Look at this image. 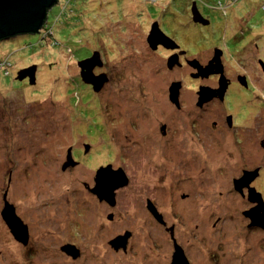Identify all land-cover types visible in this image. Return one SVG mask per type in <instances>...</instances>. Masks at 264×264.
Instances as JSON below:
<instances>
[{
  "label": "rangeland",
  "instance_id": "374dc122",
  "mask_svg": "<svg viewBox=\"0 0 264 264\" xmlns=\"http://www.w3.org/2000/svg\"><path fill=\"white\" fill-rule=\"evenodd\" d=\"M64 1L47 12L54 30L50 35L44 25L42 35L47 41L41 42L39 33L0 40V67L4 68L2 61L11 63L3 73L0 70V264H168L169 235L155 227L142 204L143 198L151 197L156 149L150 148L151 143L140 146L137 136L146 126L152 129L150 112H177L168 104L171 80L185 83L182 98L187 104L196 101L190 91L197 85L188 79L194 71L189 65L168 70L170 58L177 62L171 50L178 46L171 43L167 45L171 50H163L160 32L188 34L182 41L189 43L198 26L185 10L186 4L190 8L196 1L212 19L201 15L209 21L202 26L204 34L212 36L210 42L202 41L197 47L191 42L188 47L195 45L194 52L206 60L213 53L214 40L234 38V50L227 53L229 75L247 72L259 93L264 77L256 60L264 57V0H221V4L216 0H70L67 7ZM250 35L249 45L241 47L240 41ZM54 36L59 43L54 44ZM150 36L160 42L155 49L147 42ZM95 51L102 64L93 73L107 78L98 91L82 80L78 65ZM188 58L195 61L191 55ZM34 65V84L16 79L20 69ZM200 82L211 84L213 79ZM262 102L264 112V97H252V103ZM186 108L181 112H196ZM215 109L223 108L212 104L205 111ZM69 150L75 163L64 167ZM172 162L168 172L175 179L174 189L187 192L191 184L179 187L180 179L184 177V183L193 179L197 174L191 173L197 170L187 167L184 154L182 161ZM157 164L164 166L161 161ZM107 165L123 168L130 179L116 190L114 206L98 202L89 189L95 171ZM4 192L27 226V243L16 240L1 217ZM173 194L182 204L183 199ZM178 206L165 202L159 211L167 222H176L173 216L184 212L172 211ZM190 220L179 217L176 237L197 252L192 246L199 244V235L186 224ZM124 229L133 233L127 255L109 244L123 236L119 233ZM66 244L81 251L78 259L63 250ZM251 264H264V259L256 257Z\"/></svg>",
  "mask_w": 264,
  "mask_h": 264
},
{
  "label": "flooded vegetation",
  "instance_id": "af4514ba",
  "mask_svg": "<svg viewBox=\"0 0 264 264\" xmlns=\"http://www.w3.org/2000/svg\"><path fill=\"white\" fill-rule=\"evenodd\" d=\"M216 2L222 3L221 0H216ZM216 2L214 6L218 7ZM193 4L200 15L204 18L208 16L207 9L196 1L191 3L190 8L186 4V13L189 11L191 13ZM217 7L213 8L218 9ZM209 20L212 21L211 18ZM195 24L198 29L190 36L189 43L194 42L197 47L202 41L210 42L209 37L212 35L204 34L206 30L202 28L204 25L208 26V23L195 22ZM197 31L200 32L198 35ZM165 35L171 39L175 38L172 39L174 42H168V45L172 43L178 46L177 49L171 50L164 45H159L164 48L163 50H171V54L176 55L177 62L172 67L167 66L168 70L176 66L181 68L189 65L194 71L188 79L197 85L190 91L196 95L197 102L187 104L185 98H182L185 83L180 80H171L168 86V104L177 112H150L153 120L152 129H149L146 124L145 127L142 123L145 127L144 132L137 136L140 146L144 142L145 144L151 143L150 148L151 145L155 147L158 161H153L157 163L161 161L164 165L160 167L159 164L151 162V179L153 180L150 189L151 197L143 198L142 204L145 202L144 208L152 215L155 227L159 225L169 235L170 240L166 244L169 243L167 249L170 248L172 252L168 254L166 263L251 264L252 259L256 257L262 260L264 259V225H261L264 224V112L261 108L263 102L261 105L254 104L252 97H264V85L261 84L263 87H260L262 92L255 93V83L247 72L237 73L235 77L229 75L230 61L227 53L234 50L232 46L234 38L214 40L216 44L212 47L213 53L204 60L202 59L204 55L194 52L195 45L189 48V43L182 41L189 36L188 34ZM251 37L253 36H248L244 43L240 41V44L239 42L236 44L241 47L248 46ZM255 48L259 50L258 43H255ZM216 50L219 54L217 63L221 66V71L208 76L199 75L197 66L208 65ZM190 55L195 61H190L191 59L188 58ZM256 62L260 65L261 76L264 77V57L257 58ZM221 74L225 81L220 86ZM211 78L213 79L211 84L200 82V80ZM23 80H28V78ZM173 82L180 83L178 105H175L169 97V88ZM200 87L220 88L222 93H215L216 95L211 99L198 104ZM212 104L221 105L222 111L217 109L215 112L205 111ZM239 106L245 108L238 109ZM184 107H193L191 109L196 112H181ZM141 136L142 139H140ZM182 154L186 157L187 167L197 170L196 173H191V175L197 174L193 179L190 177L185 183L183 182L184 177L180 179L182 182L179 187L187 183L191 184L187 192L179 188L174 189L175 179H172L168 172L170 166L173 165L172 161H182ZM167 163L170 165L166 166ZM205 166L208 167L207 173L200 174L199 172L204 170ZM121 169L127 182L118 188L128 185L130 180L124 169ZM97 170L93 177L94 184L89 187L93 195L95 193L91 189L95 186L94 179ZM118 188L114 190L113 205L95 194L98 202L114 206L115 193ZM173 193L183 199L182 204L175 201V198L171 196L175 195ZM165 202L180 205L176 209L172 208L174 213L184 211L173 216L176 222L169 219L167 222L160 213L161 204ZM182 215L191 218L192 220L186 221V224L193 225L198 231L199 244L192 246L197 252H192L191 248L186 247L188 245L176 237L178 220ZM127 230L124 229L122 233H119L124 234L123 236L128 234L125 247L121 246L119 250L112 246L115 251H121L123 255L128 254L133 237V233Z\"/></svg>",
  "mask_w": 264,
  "mask_h": 264
},
{
  "label": "water",
  "instance_id": "95a60500",
  "mask_svg": "<svg viewBox=\"0 0 264 264\" xmlns=\"http://www.w3.org/2000/svg\"><path fill=\"white\" fill-rule=\"evenodd\" d=\"M59 0H0V40L13 37L19 34H35L39 33L45 23L47 22V12L54 5L57 4ZM194 22H199L202 24H207L208 21L205 20L200 13L197 11L195 5L193 4L192 11ZM156 27V26H155ZM164 37L163 45L168 47V42H174L170 37L166 36L162 31L160 32ZM147 42L151 49H155L160 43L159 40H155V37H148ZM219 54L217 50L213 59L206 66H197L199 75L208 76L211 73H216L221 71V66L218 61ZM100 56L99 52H93L90 57H87L78 62L80 67V75L85 83L91 84L94 90H99L107 78L104 74L94 75L93 69L96 66H100ZM174 59L170 58L167 61V66L172 67L174 65ZM215 62V63H214ZM176 63V62H175ZM219 69V70H218ZM35 70L36 65L25 67L17 72L16 79L23 80L28 78L30 84H34L35 81ZM223 75L220 77V86L224 83ZM180 83L173 82L169 88V97L171 101L178 105V88ZM199 102L207 101L214 97L215 93H222L219 89H210L208 87H200L199 90ZM222 97V94H220ZM75 161L73 160L70 150L67 155V165H73ZM65 169V168H64ZM95 186L91 189L100 199L107 200L111 205L114 204V190L119 186L124 185L127 182L123 170L121 168L113 169L111 165L105 167H100L95 175ZM7 192H4L3 201L4 207L1 210V217L6 223L7 227L13 234L14 238L22 243H27L28 241V231L27 226L22 222L21 218L16 214L14 206L6 198ZM153 212V211H152ZM155 213V212H153ZM159 219V218H158ZM255 220V219H254ZM259 223V222H254ZM261 224V222H260ZM264 225V224H261ZM128 234L125 236H118L109 241V244L115 249L119 247H125V240ZM68 255L72 256L73 259L79 257L80 251L72 244H66L63 248Z\"/></svg>",
  "mask_w": 264,
  "mask_h": 264
},
{
  "label": "trees",
  "instance_id": "16d2710c",
  "mask_svg": "<svg viewBox=\"0 0 264 264\" xmlns=\"http://www.w3.org/2000/svg\"><path fill=\"white\" fill-rule=\"evenodd\" d=\"M61 0H59V2H60ZM62 1H64V0H62ZM67 2V3H66ZM63 3H66V7H67V5L70 3V0H65ZM63 4H61V7H65V6H62ZM262 8L264 9V5L262 4ZM62 14V9L60 10V13H59V15H61ZM58 15V16H59ZM58 16L56 17V21H57V18H58ZM45 25H47V30H49V34H50V32H51V34L50 35H54V30H53V24L51 25L49 22H48V20H47V22L45 23ZM42 30L39 32V34L41 35V37H40V41L42 42V40L43 41H47V38L46 37H44L43 35H42ZM53 33V34H52ZM48 34V35H49ZM49 35V36H50ZM51 37H53V36H51ZM54 39H55V41L56 42H54V44H57V42L59 43V41H57L56 40V38H55V36H54ZM53 44V45H54ZM88 56H89V54H88ZM2 62H4V63H2V65H3V69H1V73H3L4 72V69H5V67H7V66H9V65H11V63L9 62V61H2ZM5 71H8V70H5ZM6 73V72H5ZM21 81V80H20ZM23 81V80H22ZM29 81V80H28Z\"/></svg>",
  "mask_w": 264,
  "mask_h": 264
},
{
  "label": "built area",
  "instance_id": "2783aa9c",
  "mask_svg": "<svg viewBox=\"0 0 264 264\" xmlns=\"http://www.w3.org/2000/svg\"><path fill=\"white\" fill-rule=\"evenodd\" d=\"M2 69V66L0 67V70Z\"/></svg>",
  "mask_w": 264,
  "mask_h": 264
}]
</instances>
